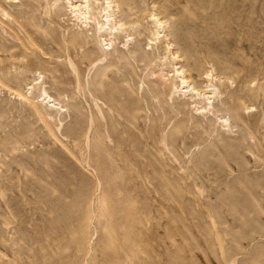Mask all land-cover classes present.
I'll use <instances>...</instances> for the list:
<instances>
[{"label":"rangeland","instance_id":"obj_1","mask_svg":"<svg viewBox=\"0 0 264 264\" xmlns=\"http://www.w3.org/2000/svg\"><path fill=\"white\" fill-rule=\"evenodd\" d=\"M88 1L0 0V264H264V0Z\"/></svg>","mask_w":264,"mask_h":264},{"label":"bare ground","instance_id":"obj_2","mask_svg":"<svg viewBox=\"0 0 264 264\" xmlns=\"http://www.w3.org/2000/svg\"><path fill=\"white\" fill-rule=\"evenodd\" d=\"M71 2L72 7L74 8V10L78 9V12L84 17V21L86 22V25H89L90 19L93 18L92 14H90V7H91V3L88 0H82L81 3H74V0H69ZM110 6V5H109ZM105 9V8H104ZM112 12L107 11L106 13V17H107V21L110 22L111 20V16H112ZM101 25V29L104 28V24H102L100 22ZM86 33L85 35L88 36L89 34V29L86 31V29L83 30V33ZM106 44H111L109 42H107ZM106 48H109L106 47ZM95 61V60H92ZM182 73V72H181ZM182 82L186 83L188 82V80L185 79V76L182 77ZM188 86H190V84H188ZM196 88V87H195ZM212 89V84L207 83L206 87L204 89H199L198 88V93L201 95H204L206 97H211V95H206L208 93V91H210ZM213 90V89H212Z\"/></svg>","mask_w":264,"mask_h":264}]
</instances>
